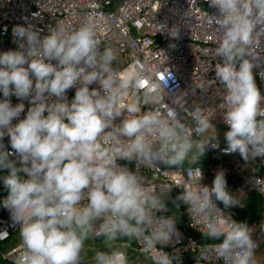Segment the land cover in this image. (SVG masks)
<instances>
[{"label": "clouds", "instance_id": "clouds-1", "mask_svg": "<svg viewBox=\"0 0 264 264\" xmlns=\"http://www.w3.org/2000/svg\"><path fill=\"white\" fill-rule=\"evenodd\" d=\"M206 2L215 9L207 18L219 36L214 73L227 125L221 151L246 162L264 157V92L253 73L264 0ZM22 20L11 28L15 47L0 51V187L6 192L0 208L19 225L13 264H132L133 242L146 264H179L161 247L179 235L175 216H156L172 184L146 182L140 168L162 163L187 172L206 148H217L208 109L194 105L186 111L192 126L182 123L175 108L142 89L144 70L116 66V54L100 47L91 18L74 28L56 23L46 35ZM118 161H134L135 170ZM200 176L178 185L182 191L173 201L187 205L205 238L218 241L200 246L198 258L258 264L252 229L216 205L241 204L227 190L223 171L211 187L201 185Z\"/></svg>", "mask_w": 264, "mask_h": 264}, {"label": "built area", "instance_id": "built-area-1", "mask_svg": "<svg viewBox=\"0 0 264 264\" xmlns=\"http://www.w3.org/2000/svg\"><path fill=\"white\" fill-rule=\"evenodd\" d=\"M215 12L207 6L206 0H0V51L14 48L11 28L17 23H23L26 18L41 35H46L48 28L56 23L67 27H77L86 18H91L96 26L97 38L100 47H111L116 55L124 59L120 69L135 66L146 73L142 89L148 90L161 104L165 103L176 109L177 118L188 126H192L191 118L186 115L194 105L208 109L211 123L217 128L227 129L223 122L220 92L222 85L215 78L214 65L220 60L215 56L216 42L219 39L213 26L207 18ZM176 35L172 37L170 35ZM259 57L253 68L257 86L264 92V30L257 34ZM95 87V84L90 85ZM74 89H69V100ZM135 97L141 93L134 92ZM180 97L179 103L174 98ZM13 104L17 103L11 97ZM142 111L147 106L140 100ZM25 102V111L27 109ZM23 116V113L21 114ZM115 122H119V118ZM7 136L4 137L5 147ZM219 146L215 149L206 148L205 153L212 160L205 166L188 167L170 171L167 165L158 163L154 170L141 167L140 174L145 181L156 179L165 180L172 184L165 199V209L158 211L156 216L172 215L166 201L182 191L179 187L189 175L201 173V185L211 187L217 171H223L227 190L238 198L246 197L251 192L258 193L264 201V192L259 191V185L264 188V157H257L249 161L241 158L239 153H224L221 151L225 144L224 139L216 136ZM126 164L130 170H135L134 161H118ZM258 163L262 173L254 167ZM1 197V196H0ZM174 205L176 216V230L178 237H173L162 250L169 254L191 256L194 264H222L221 261L199 259L197 249L202 244L192 232L200 235V224L192 219L187 211V205ZM221 212L236 220L238 206L227 209L220 202H216ZM175 216V215H174ZM186 217V220L184 219ZM264 220L252 223V238L257 244L264 240ZM0 231H6V242L12 238L19 239V225L10 220L9 212L0 208ZM18 243L11 250L1 254L2 257L13 263L14 256L19 250ZM211 244V243H208ZM138 245L133 242L130 251L138 254ZM139 255V254H138ZM144 259L143 256L139 255Z\"/></svg>", "mask_w": 264, "mask_h": 264}, {"label": "trees", "instance_id": "trees-1", "mask_svg": "<svg viewBox=\"0 0 264 264\" xmlns=\"http://www.w3.org/2000/svg\"><path fill=\"white\" fill-rule=\"evenodd\" d=\"M224 131H227V129H224ZM223 144H225L223 142ZM212 160L210 159V157L204 153V155L196 162L195 166H205L208 164H211ZM187 166V165H186ZM188 167H192V165H188ZM6 195V192L2 189V187H0V196H4ZM176 197L172 196L170 197V199H168V201H166L167 206L170 209V213L172 215L176 216L175 213V209H174V204L173 201L175 200ZM180 203V202H179ZM184 219L186 220V217H184ZM262 219H264V201L263 198L256 192H251L250 194H248L245 197V201H244V208H239L238 209V215L236 217L237 222H244L246 223L248 226L251 225L254 222L257 221H261ZM190 232H192L194 234V236L202 243V244H208V243H215L218 241H211L208 240L207 238H205L203 235H200L192 230L189 229ZM14 240V238L8 240V242H12ZM7 242V241H6ZM6 242H0V243H6ZM133 245V243H132ZM139 255L137 253H135L134 251H130V259L132 257H137L139 260H143L145 261L143 258L138 257ZM179 258V264H186L187 262H189L191 260V256H187V255H177ZM0 264H13L7 260H5L1 253H0ZM146 264V262H145ZM174 264H176V262L174 261Z\"/></svg>", "mask_w": 264, "mask_h": 264}, {"label": "rangeland", "instance_id": "rangeland-1", "mask_svg": "<svg viewBox=\"0 0 264 264\" xmlns=\"http://www.w3.org/2000/svg\"><path fill=\"white\" fill-rule=\"evenodd\" d=\"M117 57V66H121L122 63H124V59L120 55H116ZM214 126V125H213ZM216 130V136L220 139H224V129L217 128L214 126ZM244 206L243 202L241 201V204L238 205L239 208H242ZM18 243H20L19 239H14L12 242H6V243H0V253H6L7 251L11 250L13 247H15ZM98 246L103 248V245L101 244L100 240H97L95 242ZM255 255L258 259V264H264V240L259 244L258 250L255 252ZM132 261V264H145L141 259L139 260L137 257H132L130 259Z\"/></svg>", "mask_w": 264, "mask_h": 264}, {"label": "crops", "instance_id": "crops-1", "mask_svg": "<svg viewBox=\"0 0 264 264\" xmlns=\"http://www.w3.org/2000/svg\"><path fill=\"white\" fill-rule=\"evenodd\" d=\"M220 129H222V128H220ZM254 167L258 170L259 173H262V172H263V170L261 169V167L259 166L258 163H254ZM241 201H242L243 204H244L245 197L241 198ZM238 208H239V207H238ZM242 208H244V206H243ZM263 220H264V219H262L261 221H263ZM261 221H257V222H261ZM254 223H256V222H254ZM138 257H140V256H138ZM142 261H143V260H142ZM143 262H145V261H143Z\"/></svg>", "mask_w": 264, "mask_h": 264}, {"label": "water", "instance_id": "water-1", "mask_svg": "<svg viewBox=\"0 0 264 264\" xmlns=\"http://www.w3.org/2000/svg\"><path fill=\"white\" fill-rule=\"evenodd\" d=\"M186 264H194L192 261L187 262Z\"/></svg>", "mask_w": 264, "mask_h": 264}]
</instances>
